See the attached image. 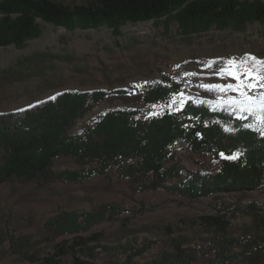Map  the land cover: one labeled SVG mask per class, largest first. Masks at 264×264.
Wrapping results in <instances>:
<instances>
[{"label": "trees", "instance_id": "trees-1", "mask_svg": "<svg viewBox=\"0 0 264 264\" xmlns=\"http://www.w3.org/2000/svg\"><path fill=\"white\" fill-rule=\"evenodd\" d=\"M173 12L184 36L212 26L238 30L248 22H258L264 27V0H0V47H24L40 33L37 19L65 28L108 23L118 34L121 23L147 21ZM211 62L212 67L221 69L225 60L216 57ZM31 65L21 60L18 68L0 69V87L37 75ZM110 81L106 78L108 84ZM184 86L163 77L142 84L134 92L61 91L52 99L1 112L0 187L16 185L36 195L53 190L57 184L72 185L93 175L108 179L107 172L115 169L118 180L126 182L133 193L161 189L188 200L237 195L236 201L222 202L220 211H231L233 217L239 210L250 217L249 224L234 226L232 218L221 213L180 218L195 236L183 234L179 225H164L167 236L176 235L168 237L167 247L146 264H264L263 207L253 200L242 203L250 192L264 188V135L244 127L257 124L256 117L239 114L224 103L227 91L203 87L199 90L205 97L200 101L187 100L177 111L150 118L138 116L142 108L167 103ZM115 96L123 97L131 108L109 110L82 135L71 134L77 119ZM178 145L196 155L235 158L220 160L215 173H203L180 165L173 152ZM62 162L76 169H58ZM121 211L122 207L111 202L90 211L60 208L44 218L38 238L16 228L11 233L1 229L0 245L27 263L65 264L64 258L71 256V264H96L98 253L87 243L99 241L103 235L83 238L78 234ZM64 235H77L78 240L72 244L57 241ZM44 244L51 250L40 253ZM147 248L130 247L131 253L123 262L110 257L102 264H140L133 258Z\"/></svg>", "mask_w": 264, "mask_h": 264}, {"label": "rangeland", "instance_id": "rangeland-1", "mask_svg": "<svg viewBox=\"0 0 264 264\" xmlns=\"http://www.w3.org/2000/svg\"><path fill=\"white\" fill-rule=\"evenodd\" d=\"M36 22L40 33L28 39L24 47L18 48L13 44L0 47V69L18 68V62L22 60L24 63L32 62L30 67L38 72L0 87V113L52 99L61 91L100 89L110 92L124 89L134 92L142 84L163 77L184 83L182 90L167 103L142 108L138 116L150 118L165 111H177L187 100L200 101L205 97L199 90L201 85H235L237 81L231 76L218 74L220 69L206 67L212 59L222 57L226 61L251 54L264 60V27L258 22H248L238 30L212 26L189 36L179 31L174 12L147 21L121 23L118 34L108 23L96 27L77 24L65 28L41 19ZM106 78L111 80V84L106 82ZM226 94L228 98L238 96V92L231 90ZM118 108H131V103L120 96L110 97L77 119L71 134L82 135L105 112ZM173 152L180 165L203 173H215L220 168V160L234 159L221 154L218 157L196 155L183 145H178ZM58 169L73 170L76 167L62 162ZM107 174L108 179L93 175L80 183L57 184L53 190H41L36 195L16 185L1 186L0 230L11 233L16 228L36 234L38 238L37 230L44 218L60 208L90 211L101 203L111 202L122 207L123 211L78 235L83 238L99 233L103 235L99 241L87 243L98 253L96 264H102L110 257L121 263L131 253L130 247L138 250L147 246L142 254L133 258L134 262L146 264L167 247L168 237L176 235L167 236L164 225H179L184 229L183 234L195 236L196 233L193 234L187 225L179 222L180 218L221 213L231 217L234 226L250 223V217L239 210L234 211L233 217L229 215L231 211H220L222 202L236 201L237 195L188 200L161 189L133 193L126 182L118 180L115 169H110ZM251 200L259 202L264 211V188L250 192L242 203ZM76 240L77 235H64L57 241L72 244ZM0 246V264H33L17 260L13 254L5 252L6 246ZM50 250L51 247L44 244L39 252ZM64 263L71 264V256L65 257Z\"/></svg>", "mask_w": 264, "mask_h": 264}, {"label": "snow or ice", "instance_id": "snow-or-ice-1", "mask_svg": "<svg viewBox=\"0 0 264 264\" xmlns=\"http://www.w3.org/2000/svg\"><path fill=\"white\" fill-rule=\"evenodd\" d=\"M212 63L210 61L206 67H210ZM218 74L231 76L237 83L235 85L231 83L227 85H201V87L222 92L228 90L238 92L237 97H229L224 103L239 114L247 113L256 117L257 124H245L244 127L256 129L261 135H264V91H259V89H264V60L251 54H245L239 59L229 58L224 62V67L220 69ZM231 158H235V155Z\"/></svg>", "mask_w": 264, "mask_h": 264}]
</instances>
